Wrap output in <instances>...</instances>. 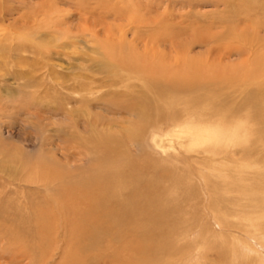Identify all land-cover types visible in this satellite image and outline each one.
Masks as SVG:
<instances>
[{
	"label": "rangeland",
	"instance_id": "obj_1",
	"mask_svg": "<svg viewBox=\"0 0 264 264\" xmlns=\"http://www.w3.org/2000/svg\"><path fill=\"white\" fill-rule=\"evenodd\" d=\"M108 5L120 14L107 12ZM151 18L167 23L184 42L202 32L204 41L194 43L188 56H216L221 71L227 66L233 70L231 64L244 58L250 68L264 52V0H0V264H109L114 246L132 242L134 235L115 226L104 236L105 216L93 221L99 232L95 243L91 237L80 240L83 226L73 232L67 228L70 215L78 211L75 219L86 221L89 212L84 202L65 204L72 190L68 186L76 182L85 189L101 179L105 153L97 155L99 164L90 153L104 137L127 146L129 132L142 131L143 125L147 138L188 118L216 123L223 116L214 114L228 110L229 118L221 121H245L250 132L231 148L229 158L225 152L214 156L201 149L185 153L178 144L163 155L149 151L153 161L167 160L161 169L169 170L157 194L159 203L172 209L169 223L176 228L168 237L169 259H177L174 264H186L179 261L183 256H195L193 264H260L245 246L260 252L264 246V69L261 77L246 82L233 70L241 80L233 87L217 78L184 94L157 82L158 91L165 90L155 98L154 82L143 71L135 73L127 64L121 69L115 61L122 56L120 39L133 48L129 52L142 51L143 41L150 43L167 29L148 25ZM79 23L87 29H77ZM102 23L113 29L109 36L120 49L109 60L102 54L107 45ZM171 36L164 37L160 51L176 43L167 40ZM250 38L257 41L250 45ZM175 54L173 50L171 57ZM168 99L173 107H167ZM118 108L120 112L111 111ZM134 108L141 110L139 118L128 117ZM115 120L120 133L113 131ZM95 250L104 253L97 258ZM122 250L124 256L134 255L130 246Z\"/></svg>",
	"mask_w": 264,
	"mask_h": 264
},
{
	"label": "bare ground",
	"instance_id": "obj_2",
	"mask_svg": "<svg viewBox=\"0 0 264 264\" xmlns=\"http://www.w3.org/2000/svg\"><path fill=\"white\" fill-rule=\"evenodd\" d=\"M68 1L70 2L72 0ZM115 5L117 4L115 3ZM106 8L107 12H114L113 15L120 14L119 11L115 9L116 7L110 8V6L108 5V7ZM46 13L50 14L47 11ZM79 18L82 19L81 17ZM67 22L68 21H66V23ZM161 23L162 22L157 18H151L150 21H148V25H157V27L165 26L164 28H167L165 29V31H159L156 36L152 37L153 39L150 41V43H155V45L151 44L150 46L149 42L143 41L142 51L135 49L133 50L134 52H129L133 48L130 49L129 47H126L127 44H123L122 38L117 42V47L121 49L119 55L122 56L116 55L115 58V61L120 62L121 69L124 68V64H127L135 70V73L143 71V73H145V76L149 79L148 82H154L153 90L156 95L155 98H160L162 92L166 88H169L175 93L184 94L195 86L200 87L203 84H206L208 80L211 81L217 78H220V81H222L223 85H225L226 87H233L234 85L239 84V82L241 81L240 79L235 77V73H233V70L237 71V76H242L244 78V82L252 79H257V76L261 77V69H264V52H262V54L261 52H258L259 54H257L255 59L251 63L252 66L249 64L251 66L250 68L246 67V64L244 63V61L246 63H249V61L247 60L248 58H244L245 60H241L243 62L240 61L238 65L231 64V66H235L233 70H231V67L228 68L227 66V69L223 68L224 70L221 71L219 70V68L222 67V64L220 59H218V57L216 56H214L215 58L213 60H211V58L208 60L207 57L201 58L198 57V55V58L188 56L189 49L191 46H193L194 43L204 41L205 36L203 37L201 35L202 32L200 33V35L194 34L193 37L190 38V41L184 42L182 40H178V37L180 35L179 33L177 35L175 33H171V30L169 31L170 26H168L167 23ZM80 25L81 23L78 24L77 29H82L83 31L87 29L85 27H87L88 25H84V28H81ZM100 25L104 26L107 30V32H104L106 33L105 39L102 38L104 39L103 42L107 43V45L105 49L101 51L105 58L109 60L111 52L113 55L115 54L114 50L116 51V49H120L116 48L115 44H112V41H116V39L109 36V33L112 32L113 29H110V27H108V25H106L105 23H102ZM163 27L162 29H164ZM169 33L173 36L169 37L167 40L175 38L176 43L169 45L168 48L160 51L161 45L162 47H165V45L163 44L164 42L162 43V40L165 36H170ZM97 35H100V33H98ZM137 38L138 37H136V39ZM250 39H252L250 41V45L257 41L256 38H254L255 40L253 38ZM134 40L131 43V47H135L136 45ZM173 50L176 51L174 58L171 57ZM156 52H161V55L157 54ZM125 68L127 69L128 66H125ZM157 82L164 83L165 89L162 88L160 91H158V88L156 87ZM164 101H166L167 107L174 106L172 99ZM159 106L162 107L161 105ZM153 107L157 108V102L153 104ZM160 107L158 109L161 111ZM134 109L136 110V112L135 110L129 111L128 117H134V115H138L139 118L140 114H142L141 110H137L138 108ZM119 110L121 109L118 108V111L112 109L111 111L120 112ZM228 112H216V114L214 115H222L223 117H221V120H224L226 118H229ZM168 114H171V111H168ZM119 116L121 118L124 117L121 114ZM125 118H127V116ZM221 120L213 124H205L201 121H192L190 118H188L183 122L171 124L169 126L170 128L168 127L162 132H152L153 134L151 133L147 138L144 137V131L142 128H144L145 126L143 125V127H141L142 131L129 132L131 140L129 139L130 145L127 144V146L122 145L123 141L121 139L104 137L105 139L102 141L101 145H99L98 149L94 148V153H90V156H94L93 159L97 164L100 163V158L96 159L99 152L105 153V156L102 157L104 166L101 167L103 175L100 173V175L97 176L101 178L102 181H100L101 179H93L92 182L90 181V184L87 183L84 185L85 189H78L80 188L79 183L75 182L76 185L71 184L68 186L69 189H72L71 195H67L65 193V198L67 199V201L64 200L65 204L71 205L76 201V204L78 202H84L82 204H85L89 211L87 215L85 214L84 220L86 221H83L81 217H79L81 219H75L74 216L78 215V211L74 216L70 215L68 217V222L65 218L66 222L68 223L67 226H69L67 228L71 232H73L75 231V226L78 227H76L77 229H79L80 226H83L82 229L80 228V232H78L80 240L85 241L86 239L88 240V238L91 237L92 243H95V240H97L98 238V236L96 235L99 232L96 231L97 229L96 227H94L93 221L96 222L101 219V217L103 218L105 216L106 226L104 229V236L105 234L112 233V230L115 229V226L117 231H120L125 235L132 234L135 236L133 241L130 243H127L125 245L122 243H118L117 246H114L115 252L114 254L109 255V264H149L150 262L152 263L153 259H158L164 262V264H174L177 259H175V261L173 259H169V256L172 255V252L167 248L168 237L170 233H173L176 229L172 227V225H170L171 222L169 223L170 218L168 217V215L170 214V211H172V209L166 208V206L164 205L162 206V201L159 203V197L157 196V194H160L161 192L160 185H163L160 179H165L164 181H166L168 177L166 172H168L169 170H163L165 168L163 166L164 164H166L167 160L162 159L155 162L151 159V153L149 151H153V153L161 152L162 154L167 152L170 148L174 147L175 144H178L180 147L184 148L183 151L185 153H187L186 151L199 152L201 149L203 151H207V153H213L214 156H217L219 155V153L225 152L224 158L227 159L229 158L228 155H230L231 153V148L238 145V143L244 138H248L250 132H248L247 130V124L245 121L242 122L241 120L240 122L238 121L235 124H231L232 122H230V125L223 123ZM98 123L99 122L96 121L97 125H99ZM117 125L118 124L115 120L112 123V126H116V130L115 128L113 130L114 133L121 132ZM136 141H138L139 147ZM180 147L179 149H181ZM179 151L182 152V149ZM134 152H136L135 155H133ZM165 155L166 154H164V156ZM193 173L195 174V172ZM115 177L117 179L119 178L120 181H117ZM73 187L75 190H73ZM75 191L79 194L76 195ZM149 208H153V210H149ZM141 218H143L144 222L141 220ZM117 224H120V228H117ZM128 226L130 228H128ZM160 228L163 229L162 233L159 231ZM138 233H141V235H138ZM78 235L76 238H79ZM261 237L264 240V235H262ZM128 239L130 238L128 237ZM256 244L259 245L258 243ZM129 246L132 250L131 252H133L134 255L132 253V255H129L128 253L127 256H124L122 254V248L125 247L126 249H129ZM245 247L249 254L256 253L259 257L260 264H264V246H260L262 252L259 251L260 249L257 251L250 245H247ZM99 251L101 252V250L94 251V253L97 254V258L99 257V255L104 253V251H102V253H100ZM151 255L153 256V258L150 259ZM194 257L195 256H183L179 261L182 260V262L186 261V264H193V261L196 260V258Z\"/></svg>",
	"mask_w": 264,
	"mask_h": 264
}]
</instances>
